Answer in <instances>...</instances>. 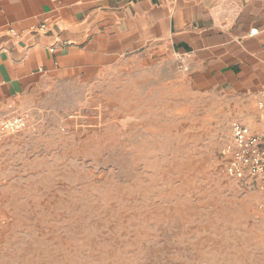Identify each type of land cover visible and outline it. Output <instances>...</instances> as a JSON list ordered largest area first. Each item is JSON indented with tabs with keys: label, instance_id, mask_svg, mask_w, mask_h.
Instances as JSON below:
<instances>
[{
	"label": "rangeland",
	"instance_id": "374dc122",
	"mask_svg": "<svg viewBox=\"0 0 264 264\" xmlns=\"http://www.w3.org/2000/svg\"><path fill=\"white\" fill-rule=\"evenodd\" d=\"M147 103L0 136V264H264V176L228 175L221 98Z\"/></svg>",
	"mask_w": 264,
	"mask_h": 264
},
{
	"label": "crops",
	"instance_id": "0c3cea01",
	"mask_svg": "<svg viewBox=\"0 0 264 264\" xmlns=\"http://www.w3.org/2000/svg\"><path fill=\"white\" fill-rule=\"evenodd\" d=\"M204 94L264 150V0H0V136L71 104L119 121Z\"/></svg>",
	"mask_w": 264,
	"mask_h": 264
},
{
	"label": "built area",
	"instance_id": "2783aa9c",
	"mask_svg": "<svg viewBox=\"0 0 264 264\" xmlns=\"http://www.w3.org/2000/svg\"><path fill=\"white\" fill-rule=\"evenodd\" d=\"M256 31H252L254 34ZM24 120L17 118L9 127L19 129ZM263 137L255 134L249 127L240 123L232 124V140L224 149L228 175L236 180L246 181L264 176Z\"/></svg>",
	"mask_w": 264,
	"mask_h": 264
}]
</instances>
